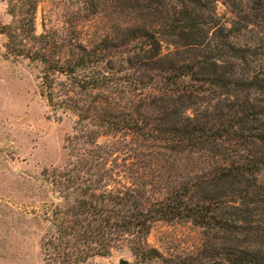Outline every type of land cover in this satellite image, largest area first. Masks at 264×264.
Returning a JSON list of instances; mask_svg holds the SVG:
<instances>
[{
  "label": "trees",
  "instance_id": "obj_1",
  "mask_svg": "<svg viewBox=\"0 0 264 264\" xmlns=\"http://www.w3.org/2000/svg\"><path fill=\"white\" fill-rule=\"evenodd\" d=\"M175 1L182 10L168 14V34L184 47L204 48L198 39L202 23L194 16L193 9L214 13V8L209 6V1ZM229 2L233 9L239 8L240 2ZM36 3L30 0L26 8L22 6L20 19L16 21L18 32L14 31L15 26L0 25V32L8 36L7 51L15 57L40 63L42 95H47L52 108L78 116L74 134L66 139V147L74 158H69L62 167L44 170L56 193L65 200L63 209L53 211L51 227L42 238L45 261L85 263L94 256L109 255L113 248L125 242L138 263L153 259L166 262L167 258L146 243L152 224L186 221L212 234L246 237L248 245L223 246L208 264H264V252L254 246L258 231L252 217H239L230 211L232 208L238 212L235 202H264V179H260L261 174L264 176V152L247 147L253 144L264 149V107L248 100L225 104L209 111L210 119L203 114L194 126L184 122L191 119L182 117L183 113H174V118L159 126L136 111L139 107L136 98L145 96V85L150 80L153 82L155 76L163 78L165 84L160 92L172 98L175 93L194 91L185 78L197 81L204 91H208L210 84H219L220 88L239 85L240 91L248 92L249 88L264 91V75L237 78L232 73L227 78L216 71L209 75L211 69L219 68V63L224 61L216 56L211 59L208 54H196L192 61L167 63L160 56L161 45L154 31L135 28L128 35L140 42V54L123 60L127 68L124 64L116 67L104 46L94 49L77 46L73 53L49 56L44 47L36 44L40 38L35 34ZM10 14L16 18L19 13L11 7ZM228 46L237 59L245 60L254 54L251 48ZM60 76L65 79L58 81ZM56 82L61 85H54ZM123 100L126 104L120 111L118 102ZM130 104L134 105L132 111L128 110ZM87 123L93 126L89 132L85 131ZM123 130L150 147L144 153L129 148L118 163L112 156L119 149H106L97 140L100 135ZM199 143L219 146L224 150L222 155L219 153L223 162L209 157L208 161L205 159V168L196 165L199 168L196 170L188 166L189 161L181 163V148ZM122 175L126 182L116 179Z\"/></svg>",
  "mask_w": 264,
  "mask_h": 264
},
{
  "label": "rangeland",
  "instance_id": "obj_2",
  "mask_svg": "<svg viewBox=\"0 0 264 264\" xmlns=\"http://www.w3.org/2000/svg\"><path fill=\"white\" fill-rule=\"evenodd\" d=\"M29 1L0 0V25L15 26L14 31L18 32L16 21L20 19L22 6L26 8ZM202 1H209V6L214 8V13L193 9L194 16L199 17L198 21L202 23L198 39L204 48L184 47L175 43V38L168 34V14L182 10L175 0H154L152 4L145 0H36L35 34L40 37L36 44L44 47L49 56L72 52L77 46L87 49L104 46L109 59L120 68L123 64L126 67L123 60L127 57L140 54V42L128 35V31L135 28L142 32L154 31L161 45L160 56L167 63L177 64L183 59L192 61L196 54H208L211 59L216 56L224 61L219 63V68L211 69L209 75L215 71L227 78L232 77V73L237 78L264 75V0H235L240 2L239 8L235 9L229 4L230 0ZM11 7L19 13L16 18L10 14ZM17 39H21L20 33ZM7 43L8 36L0 32V264H49L41 249L42 238L51 227L53 211L63 209L65 200L56 193L44 170L62 167L69 158H74L66 147V139L74 134L78 116L50 106L47 95L41 92V64L13 56L7 51ZM227 44L251 48L254 54L245 60L234 58ZM60 79L65 78L60 76L57 80ZM152 79L153 82L146 80L149 82L143 91L145 96L136 98L139 104L136 111L159 126L170 121V117L174 118V113L189 116L191 121L184 122L194 126L203 114L210 119L207 116L209 111L225 104L248 100L253 105L264 107V91L252 88L248 92L240 91L239 85L220 88L219 84H210L208 91H204L200 90L202 86L197 81L185 78L194 91L190 94L175 93L169 98L160 92L165 85L163 78L155 76ZM54 85H61V82ZM95 100L99 101V98ZM125 104L124 100L118 102L120 111L124 110ZM130 105L128 110L132 111L134 105ZM85 125V131L93 129L90 124ZM97 141L106 149H119L112 156L118 163L129 148L144 153L150 147L128 130L100 135ZM247 147L264 152L257 145L248 144ZM223 151L213 143L187 144L181 148L179 157H183L181 163L189 161L188 166L196 170L198 166L205 168V159L208 161L209 157L223 162L219 154L222 155ZM168 162H171L170 158ZM116 179L126 182L125 175L116 176ZM260 179H264L262 174ZM254 201L235 202L239 213L232 208L230 211L239 217H252L258 231V236H251H257V244L253 245L264 252V202ZM245 239L244 236L222 232L212 234L191 222L156 221L146 243L168 261L153 259L138 263L122 242L109 255L94 256L80 264H119L120 259L128 264H208L223 246L248 245Z\"/></svg>",
  "mask_w": 264,
  "mask_h": 264
},
{
  "label": "water",
  "instance_id": "obj_3",
  "mask_svg": "<svg viewBox=\"0 0 264 264\" xmlns=\"http://www.w3.org/2000/svg\"><path fill=\"white\" fill-rule=\"evenodd\" d=\"M119 264H128V262L124 259H120Z\"/></svg>",
  "mask_w": 264,
  "mask_h": 264
}]
</instances>
